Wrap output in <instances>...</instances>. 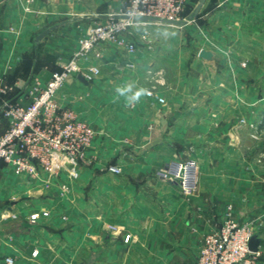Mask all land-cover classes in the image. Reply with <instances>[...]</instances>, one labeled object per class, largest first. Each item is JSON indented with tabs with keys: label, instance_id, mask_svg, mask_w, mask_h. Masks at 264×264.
<instances>
[{
	"label": "crops",
	"instance_id": "obj_1",
	"mask_svg": "<svg viewBox=\"0 0 264 264\" xmlns=\"http://www.w3.org/2000/svg\"><path fill=\"white\" fill-rule=\"evenodd\" d=\"M126 3L0 0V106L28 105L31 87L50 79L87 27ZM185 28L195 72L178 70L182 51L105 46L92 54L97 75L72 76L56 92L94 138L76 180L0 171V264H195L227 207L259 239L264 264V0H205ZM128 84L152 94L130 104L116 91ZM7 126L0 114V134ZM185 161L196 166L190 196L158 176Z\"/></svg>",
	"mask_w": 264,
	"mask_h": 264
},
{
	"label": "built area",
	"instance_id": "obj_2",
	"mask_svg": "<svg viewBox=\"0 0 264 264\" xmlns=\"http://www.w3.org/2000/svg\"><path fill=\"white\" fill-rule=\"evenodd\" d=\"M31 1L26 0L27 3ZM185 4L186 0H127L124 11L118 14L127 16L126 19L110 16L88 26L76 50L66 61L58 63V70L52 73L50 79L43 85L36 82L31 87L28 105L3 103L0 106V114L8 119V126L0 134V171L8 169L14 176L44 183L57 180L61 175L76 180L80 163L93 141L94 131L70 109L58 106L56 92L72 76L80 75L90 80L98 74V68L92 65V54L96 49L113 46L132 54L137 50L136 43L146 39L145 33L136 34L138 28L178 25ZM153 74L162 76L159 69H153ZM147 92L150 94L146 96L150 97L152 91ZM108 170L112 174L120 171L115 166H110ZM195 170L192 161L171 163L158 176L176 182L180 192L190 196L196 188ZM61 189L66 192L65 185L62 184ZM3 214L0 212V218ZM42 215L47 216V213ZM35 216H32L31 222ZM252 236L254 234L249 225L233 219L231 208L227 207L219 227L202 239L195 264H257L259 250H248ZM4 264H12V260L5 258Z\"/></svg>",
	"mask_w": 264,
	"mask_h": 264
},
{
	"label": "rangeland",
	"instance_id": "obj_3",
	"mask_svg": "<svg viewBox=\"0 0 264 264\" xmlns=\"http://www.w3.org/2000/svg\"><path fill=\"white\" fill-rule=\"evenodd\" d=\"M192 12L193 10L188 9V7H186V4H185V8L179 17L180 20H179L178 25H162V26L147 25L145 26L143 30L141 31V33L146 34L145 35L146 39L145 40L140 39V41L136 43L137 48L143 47L148 52H153L154 49H156V51L161 50L167 54H172L175 52L182 51L184 52L183 53L184 55H182L183 57L181 56L179 61L176 63L178 66L177 67L178 70L180 71V73H184V74L186 72H195L194 69H196V67L191 68V64H192L191 60L194 54V49H192L191 46H188L185 43V37H186L185 26L187 25V23L192 21V19L188 20V17L191 16ZM136 34H138L137 31H136ZM135 37L136 39H138V35H135ZM167 74L169 75V73ZM254 128L252 129L254 130ZM84 161H85V158H84ZM116 168L118 167L116 166ZM118 174H120V171ZM118 174H115V175H118ZM260 260H261V255L259 253V256L257 257V264H260Z\"/></svg>",
	"mask_w": 264,
	"mask_h": 264
},
{
	"label": "water",
	"instance_id": "obj_4",
	"mask_svg": "<svg viewBox=\"0 0 264 264\" xmlns=\"http://www.w3.org/2000/svg\"><path fill=\"white\" fill-rule=\"evenodd\" d=\"M205 0H198V3L197 5L195 6L191 16L188 17V20H191L192 18H194L201 6L204 4ZM114 19H118V18H127V16H124V15H113L112 16ZM140 20H143L140 18ZM45 34V32L39 34L36 38V41L40 40L43 35ZM198 58L202 59V60H205V61H211L212 60V53L210 51H206V50H203L201 49L199 52H198ZM79 81L81 82H84L83 78L82 77H78ZM258 245H259V239L257 238V236H252L248 242V250L251 251V252H257L258 251Z\"/></svg>",
	"mask_w": 264,
	"mask_h": 264
},
{
	"label": "clouds",
	"instance_id": "obj_5",
	"mask_svg": "<svg viewBox=\"0 0 264 264\" xmlns=\"http://www.w3.org/2000/svg\"><path fill=\"white\" fill-rule=\"evenodd\" d=\"M117 93L120 96H124L127 98V101L131 103H135L140 101L143 96L149 95L150 93L147 92L144 88H136L133 84H128L123 87H118L116 89Z\"/></svg>",
	"mask_w": 264,
	"mask_h": 264
}]
</instances>
